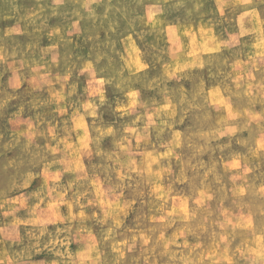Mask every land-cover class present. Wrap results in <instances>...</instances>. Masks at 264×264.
Masks as SVG:
<instances>
[{
    "label": "clouds",
    "instance_id": "9594fccd",
    "mask_svg": "<svg viewBox=\"0 0 264 264\" xmlns=\"http://www.w3.org/2000/svg\"><path fill=\"white\" fill-rule=\"evenodd\" d=\"M5 20L0 264H264V0Z\"/></svg>",
    "mask_w": 264,
    "mask_h": 264
},
{
    "label": "rangeland",
    "instance_id": "374dc122",
    "mask_svg": "<svg viewBox=\"0 0 264 264\" xmlns=\"http://www.w3.org/2000/svg\"><path fill=\"white\" fill-rule=\"evenodd\" d=\"M12 23H14V21L5 20L2 23H0V26L11 25ZM77 43H79L81 45V47H80L79 50L82 51V52H84V53H86L87 52V46H85L82 41H77Z\"/></svg>",
    "mask_w": 264,
    "mask_h": 264
}]
</instances>
